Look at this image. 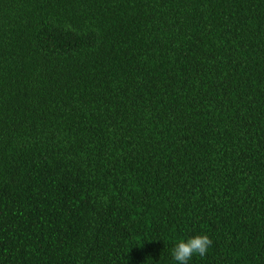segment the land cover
<instances>
[{
  "label": "trees",
  "instance_id": "16d2710c",
  "mask_svg": "<svg viewBox=\"0 0 264 264\" xmlns=\"http://www.w3.org/2000/svg\"><path fill=\"white\" fill-rule=\"evenodd\" d=\"M264 264V0H0V264Z\"/></svg>",
  "mask_w": 264,
  "mask_h": 264
},
{
  "label": "clouds",
  "instance_id": "9594fccd",
  "mask_svg": "<svg viewBox=\"0 0 264 264\" xmlns=\"http://www.w3.org/2000/svg\"><path fill=\"white\" fill-rule=\"evenodd\" d=\"M213 241L207 235H195L185 239L177 240L172 249V257L179 264H188L194 257H203L212 245Z\"/></svg>",
  "mask_w": 264,
  "mask_h": 264
}]
</instances>
